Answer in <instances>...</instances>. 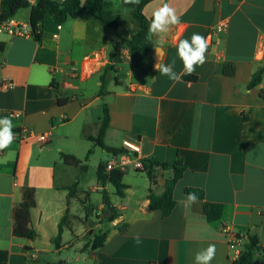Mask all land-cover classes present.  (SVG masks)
Instances as JSON below:
<instances>
[{
  "label": "crops",
  "instance_id": "crops-1",
  "mask_svg": "<svg viewBox=\"0 0 264 264\" xmlns=\"http://www.w3.org/2000/svg\"><path fill=\"white\" fill-rule=\"evenodd\" d=\"M104 1L118 19V33L95 20L67 19L58 25L49 15L39 41L0 28V118L11 119L15 134L10 147L0 151V250L8 252L5 264H194L196 253L210 244L217 249L211 264H237L241 246H229L223 227L255 234L264 247V74L258 85L248 87L264 66V0L146 4L142 13L149 20L165 3L181 18L163 43V63L175 60L180 82L155 70L156 37L150 39L152 49L138 69L125 45L111 59L119 37L131 39L136 25L124 0ZM30 9L18 10L9 20L31 29ZM222 23L226 28L215 32ZM193 33L209 40L206 63L185 75L177 37L190 40ZM225 64L233 66L232 76L223 73ZM106 65L112 71L100 94ZM59 99L66 103L60 105ZM104 105L109 114L105 147L124 151L123 141L136 142L141 160L167 164L166 170L156 168L155 185L146 172L135 168L124 172L122 197L111 184H99V165L114 155L91 140L99 134ZM22 129L33 136L20 142L16 133ZM41 135L40 142L36 136ZM62 154L74 156L80 165H66ZM178 159L184 171L174 187L175 206L163 216L150 209L149 189L162 194ZM90 170L95 171L94 184L87 177ZM74 183L77 194L68 198ZM26 187L35 189L36 206L30 216L34 239L13 235V210ZM85 188L102 194L100 204L89 212L91 195ZM186 188L200 189L205 201L222 205V218L208 222L199 201L185 207ZM103 193L118 216L113 222H100L98 230L107 237L93 250L84 234L95 229L87 226L89 217L106 209ZM69 214L79 222H65L56 248L58 225ZM61 251H75L76 258L41 260L43 254ZM256 261H264V256L257 255Z\"/></svg>",
  "mask_w": 264,
  "mask_h": 264
},
{
  "label": "trees",
  "instance_id": "trees-1",
  "mask_svg": "<svg viewBox=\"0 0 264 264\" xmlns=\"http://www.w3.org/2000/svg\"><path fill=\"white\" fill-rule=\"evenodd\" d=\"M153 0H140L139 4H124L132 9V18L136 25V31L131 39H124L119 37V41L114 44L111 59H115L120 55L121 48L125 45L129 51V58L132 66L136 69L141 67V64L147 58L152 49V42L147 37L148 26L151 20L147 19L142 10L146 4ZM31 7L29 24L32 32V36L35 40H40V32L44 23V19L47 15L52 17L54 22L58 25L64 23L67 19H80V20H95L103 26L113 28L117 33L120 28L117 17L111 12L107 11L108 3L104 0H63L61 3L55 0H35L33 5H30L28 0H1L0 1V26L9 19H12L18 10ZM112 71L110 65H106L103 73L100 75V94L103 93L104 87L108 80L109 74ZM223 73L228 76L234 74V68L230 64H225ZM264 74V66H261L253 74L248 87L253 88L261 82V78ZM58 103L63 105L65 100L59 99ZM109 114L107 106L103 108V119L99 134L96 138L91 140L99 147L106 148L103 143L105 132L108 128ZM114 155L119 154L123 150H116L106 148ZM63 162L68 166H79L80 161L72 155L62 154ZM143 170L146 172L152 186L155 185L156 180V168L168 169V165L164 163H158L156 161L142 160ZM86 166H81V169H85ZM184 171L181 159H178L172 166V176L167 178L164 185L162 194L156 195L152 188L149 189L148 200L149 207L152 210H160L163 216H168L175 206L173 197L174 187L177 181L180 179ZM124 173L121 171H111L107 173L105 171V164H100L97 170L98 182L101 186L105 184H111L115 189V194L122 197L126 185H124L122 179ZM190 192H194L199 197L201 203L202 214L206 217V220L210 223L219 221L222 218L223 206L220 204L210 203L204 200V193L200 189L186 188L184 194L187 195ZM77 194L76 183H74L68 189V198H73ZM103 203L106 207L104 210L105 222H113L118 214L116 209L111 205L106 193H103ZM36 206L35 189L23 188L22 201L13 210V235L19 238L34 239L36 237L35 231L30 227L31 210ZM66 222V216L62 217L58 225V233L55 237L54 245L59 247L61 241V235L63 233V227ZM247 237L241 241V251L238 256L237 264H264V261H256V256H264V247L260 245V241L257 235L247 234ZM107 234L94 235L91 249L96 250L103 246L106 240ZM8 260V252L0 250V264H5Z\"/></svg>",
  "mask_w": 264,
  "mask_h": 264
},
{
  "label": "clouds",
  "instance_id": "clouds-1",
  "mask_svg": "<svg viewBox=\"0 0 264 264\" xmlns=\"http://www.w3.org/2000/svg\"><path fill=\"white\" fill-rule=\"evenodd\" d=\"M126 4L136 5L140 0H124ZM181 23V18L177 14L175 8L171 7L168 3L163 4L157 8L153 14L151 22L148 26V39L153 37L157 38V46L154 47L156 53V63L154 68L163 76H167L171 81L180 82L181 74L177 73L175 69V60L169 64L163 63V43L164 38L170 32L173 26ZM178 39L177 56L183 64L182 72L185 75H191L196 71L197 66H203L206 63V52L209 47V40L199 33H193L191 39ZM13 124L9 117L0 118V151L10 147L15 134L13 133ZM127 141L125 144L127 145ZM139 151L138 148H135ZM199 197L196 193L190 192L182 201L185 207H190L192 204L197 203ZM147 204V202H146ZM216 246L214 244L208 245L206 249L199 251L195 255L194 264H211L216 256Z\"/></svg>",
  "mask_w": 264,
  "mask_h": 264
},
{
  "label": "built area",
  "instance_id": "built-area-1",
  "mask_svg": "<svg viewBox=\"0 0 264 264\" xmlns=\"http://www.w3.org/2000/svg\"><path fill=\"white\" fill-rule=\"evenodd\" d=\"M28 1L29 3H34L35 0H28ZM0 28L11 35L22 36V37H28V36L32 37L31 29L25 26H18L14 24L11 20H7L6 22H4L0 26ZM225 28H226V25L224 23L218 24L214 28V31L222 32ZM12 115L13 114H10L9 116H12ZM16 135H17L18 141L22 142L32 137L33 133L27 129H22L20 132H17ZM36 138L38 139V141L41 142L43 141L44 136L43 135L36 136ZM125 142L126 141H123L122 143L124 151L117 155H113L105 163V171L107 173H110L111 171H115V170L121 171L124 173L130 167L143 170L142 160L139 157V153H140L139 145L136 142L133 143L130 141H127L128 143L126 145ZM132 145H134L135 148H138L139 151H136L133 147H131ZM222 233L226 237H228V239H230V244H229L230 247H233L234 243L241 246V241L247 237L243 232L236 233L234 231H231L227 227L222 228Z\"/></svg>",
  "mask_w": 264,
  "mask_h": 264
},
{
  "label": "rangeland",
  "instance_id": "rangeland-1",
  "mask_svg": "<svg viewBox=\"0 0 264 264\" xmlns=\"http://www.w3.org/2000/svg\"><path fill=\"white\" fill-rule=\"evenodd\" d=\"M130 169H132V167H130ZM88 180L91 181L90 184H94L93 181L96 179L95 176V171L94 170H90L89 173L87 174ZM85 192L89 193L90 199H88V212L91 211L93 208H97V206L100 204L101 200H102V194H96V193H91V191H89L88 188L84 189ZM111 190L113 191V187H111ZM111 197L112 199H116L115 195L111 193ZM85 215V213H84ZM77 216H74L72 214H69L67 216V221L66 223L69 225H73L75 226L76 224H78V219H76ZM106 215L104 213H100L98 216L96 217H89L88 221H92L89 224L87 223V226L89 227H95V229L91 232V230L89 231V235L87 233L84 234V238L88 241H92L94 235L97 234H102L103 230H98L99 229V224L101 221L105 220ZM91 232V233H90ZM99 232V233H98ZM66 240L70 239L69 235H66L64 237ZM76 258V252L75 251H61V252H55V253H47V254H43L41 256V260L46 261V262H51V261H58L59 259H64V260H70L71 262L74 261V259Z\"/></svg>",
  "mask_w": 264,
  "mask_h": 264
},
{
  "label": "water",
  "instance_id": "water-1",
  "mask_svg": "<svg viewBox=\"0 0 264 264\" xmlns=\"http://www.w3.org/2000/svg\"><path fill=\"white\" fill-rule=\"evenodd\" d=\"M156 60H157V58H156V53L154 54V62L156 63ZM154 63V64H155Z\"/></svg>",
  "mask_w": 264,
  "mask_h": 264
}]
</instances>
